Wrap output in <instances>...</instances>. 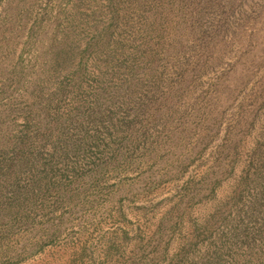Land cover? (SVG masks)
<instances>
[{
    "label": "rangeland",
    "instance_id": "obj_1",
    "mask_svg": "<svg viewBox=\"0 0 264 264\" xmlns=\"http://www.w3.org/2000/svg\"><path fill=\"white\" fill-rule=\"evenodd\" d=\"M0 264H264V0H0Z\"/></svg>",
    "mask_w": 264,
    "mask_h": 264
}]
</instances>
